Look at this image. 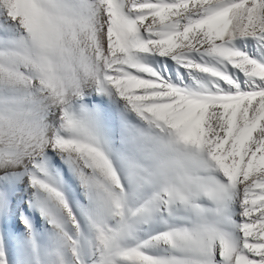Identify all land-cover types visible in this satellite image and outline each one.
Masks as SVG:
<instances>
[{"label": "snow or ice", "instance_id": "6c2138e0", "mask_svg": "<svg viewBox=\"0 0 264 264\" xmlns=\"http://www.w3.org/2000/svg\"><path fill=\"white\" fill-rule=\"evenodd\" d=\"M243 38L264 50V0H0V175L28 176L73 264H264V52L249 55ZM93 92L118 96L134 118L105 124L83 103ZM49 149L82 191L88 262ZM8 203L0 190V215ZM181 208L186 223L165 219L139 239L140 225ZM154 246L165 254L145 251Z\"/></svg>", "mask_w": 264, "mask_h": 264}, {"label": "rangeland", "instance_id": "374dc122", "mask_svg": "<svg viewBox=\"0 0 264 264\" xmlns=\"http://www.w3.org/2000/svg\"><path fill=\"white\" fill-rule=\"evenodd\" d=\"M236 44L239 48L248 52L249 55L255 56L257 58H260L262 55V52H264V50H258L257 43L252 38L239 39L236 41ZM2 45L3 44H1V46ZM1 46H0V48H1ZM3 46L5 47V44ZM3 46H2V48H3ZM149 57L152 58L153 67L156 68L157 70L163 72L164 66L167 64L168 68H167V73H165L166 75L170 73V74H172V76L173 75L175 76V73L177 72V69L179 68V71L185 77V72H187V71L183 68H180L178 65L175 64V62L171 61L170 59L165 58L166 59L165 60L164 58L159 57V56H149ZM180 69H182V70H180ZM232 71L234 72V74L236 76H238L240 78L241 83L243 85V80H244L243 74L239 73L237 70H232ZM197 74L202 75L204 73H197ZM204 75L208 76V74H204ZM174 78L176 79V77H174ZM208 79H209V77H208ZM184 80H185V78H184ZM185 82H186V80H185ZM98 97L101 98L102 96L98 95ZM89 99L90 98L87 96L84 99V102L85 103L89 102L90 101ZM120 105H118V108ZM92 107L93 106H90L88 108H92ZM115 112H116L115 114H108L105 116V124H109L111 122L118 121L121 114H120V112L118 113V111H115ZM47 157H48V159H50L49 158L50 155L47 154ZM54 173H55V171H54ZM14 178H15V176H11V175L9 176L8 180L6 181L8 187L10 186L12 181H14ZM29 186L30 185H28L26 187H29ZM22 187H23V183L18 187L16 192H13V193H15V194L20 193V191L22 190ZM26 190L31 191L32 187H30L29 189H26ZM79 193L80 194L76 195V197L73 196V198L75 197L74 199L72 198V196H70V198L68 197V199H69V201H70V199L72 200L73 206L78 212L77 214H79L82 218L83 235L80 236V238H77L78 239L77 249H78V252L80 253V255L82 256V258L86 262H88L91 259V252H90L89 242H88V239H86V237H91L93 232H92L91 226L88 224L86 219L80 213L78 205H79V203L84 201V198H83L81 189H80ZM31 195H32V193H30V195L26 196L25 198L29 197V199H31L30 201L34 202L33 201L34 197L33 196L31 197ZM14 197L12 196V203L14 202V200H13V199H15ZM6 214L7 213L2 214L3 216L0 215V218L2 219V220L0 219V222H1L0 223V235L3 236V244L5 245V247L4 246L3 247H4V251H6L5 253L9 259V264H29V263L30 264H73L75 257L72 254L71 248L64 241L60 242L59 233H58V231L56 233L54 228H45L46 230L43 232L41 230L37 231L35 228H31L32 230L30 233V238L27 240L26 239L22 240L20 248H15L16 240L14 238L9 237V231L12 229L11 228H5L3 225V222H5L6 218H7ZM184 215H185V212L182 208L176 210V214L174 217H169L168 213L166 211L161 213V214H157V217L154 221H150L147 224L140 225V230L138 231L137 235H138L139 239L143 240V239H147L148 237H150L152 235H155L156 233H158L160 231L165 230L166 225L163 222L165 219L168 220V222L170 224H175V225L184 224V223H186V221L182 219V217ZM162 217H163V219H162ZM39 234H40V236H39ZM33 239L35 240V242H33ZM41 241H42V243H41ZM136 242H137L136 240H129L128 241L129 245H133V246ZM8 243H10V244H8ZM55 243H57V244H55ZM60 243H61V245H60ZM12 244L15 246H13ZM23 246H25V247H23ZM8 247H10V248H8ZM57 247H59V248L57 249ZM145 251L149 252L152 255L165 254L163 252L162 246L150 247L148 249H145ZM18 254L21 255L20 258H18L19 257ZM23 256L25 259L23 258ZM23 260H24V263H23ZM20 261H22V262H20Z\"/></svg>", "mask_w": 264, "mask_h": 264}, {"label": "bare ground", "instance_id": "6f19581e", "mask_svg": "<svg viewBox=\"0 0 264 264\" xmlns=\"http://www.w3.org/2000/svg\"><path fill=\"white\" fill-rule=\"evenodd\" d=\"M1 44H3V43H1ZM1 44H0V46H1ZM2 46H1V48H2ZM147 62L150 63L153 66L151 57L148 56ZM180 70H182V69H180ZM193 74L197 75V76H199L201 78L208 79V76H206L204 74L198 75L196 72H194ZM174 77H176V76H174ZM184 78L186 80V83H194L191 80V78L188 76V72H185V77ZM98 95H101L102 97L99 98ZM86 97L87 96H85V98ZM88 97L90 98L89 99L90 101L87 102V103H85L83 101L85 103V105L87 107L94 106V105H99V107L101 108V110L103 111L105 116L108 115V114H115L116 113L115 111H118V113L119 112H120V114L123 113L124 115L128 116L130 119L134 118V113L126 112V110L123 108L122 99L119 98L116 95H113V96L110 97L107 94H103V93L97 94V93L93 92L92 95H89ZM118 105H120L119 108H118ZM74 107H75L76 111H79V105H76ZM47 154L50 155V157H49L50 159H48V157L46 156V158L44 160V164L47 166V168L49 169L50 172L54 173V171L55 172L58 171L64 177V179H65L64 191H65L66 195L69 198H70V196H72V198H73V196L76 197V195L80 194L79 193L80 192V188H79L78 182L75 180V178H73L71 181H68V177L72 176V173L70 172V170L68 168V165L65 162H63L61 160V157L59 155H57L51 149H49V152ZM112 158L114 159V161L116 163V167L118 169H120L121 166H120L119 160L115 157V155H113ZM37 175L38 176H42V173L37 172ZM121 175L123 176V171H121ZM8 178H9V176L0 175V190H3L5 192H7L8 198H9L8 211L6 212L7 213L6 214L7 218H6V221L3 222V225H4L5 228H11L12 229V230L9 231V237L14 238L16 240V246L13 245V244L12 245L15 246V248H20L21 241L25 240V239L26 240L29 239L30 238V233H31V230H32V229L29 230L28 228H26L25 225L20 221V219H19V214L20 213H22L23 216L29 221V223L31 225V228H35L37 231L41 230L43 232V231L46 230L45 228H54V226L48 223L47 217L41 215L40 209L37 206V199L33 196V192L35 191V189L32 188L31 191L26 190V189H29L31 187V186L26 187V186L29 185L28 176L26 174L23 175V176H15L14 181H12V183L10 184L9 187L7 185V182H6L8 180ZM22 183H23V187H22V190L20 191V193H18V194L13 193V192H16V190L18 189V187ZM30 193H32L31 197L32 196L34 197V199H33L34 202H31L30 201L31 199H29V197L25 198L26 196H29ZM12 196L13 197L15 196L14 197L15 199H13L14 200L13 203H12ZM70 203H71V205L73 207V210L76 213H78L77 210L74 208L71 199H70ZM77 215L80 218L81 228H83L82 218H81V216L79 214H77ZM54 230L57 233V230L55 228H54ZM39 236H40V234H39ZM59 238H60V242L64 241V239H63V237L61 236L60 233H59ZM75 238H80V237H75ZM33 242H35L34 239H33ZM41 243H42V241H41ZM8 244H10V243H8ZM55 244H57V243H55ZM60 245H61V243H60ZM3 246L5 247L4 244H3ZM10 247H8V248H10ZM23 247H25V246H23ZM58 248L59 247H57V249ZM18 256H19L18 258L21 257L20 254H18ZM24 256H23V258H24ZM20 262H22V261H20ZM23 263H24V260H23Z\"/></svg>", "mask_w": 264, "mask_h": 264}]
</instances>
